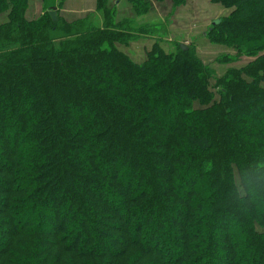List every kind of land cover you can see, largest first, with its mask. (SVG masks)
Listing matches in <instances>:
<instances>
[{"label": "trees", "instance_id": "obj_1", "mask_svg": "<svg viewBox=\"0 0 264 264\" xmlns=\"http://www.w3.org/2000/svg\"><path fill=\"white\" fill-rule=\"evenodd\" d=\"M30 1L0 0V264H264V0H209L249 59L221 76L137 25L167 0H95L101 25Z\"/></svg>", "mask_w": 264, "mask_h": 264}, {"label": "rangeland", "instance_id": "obj_2", "mask_svg": "<svg viewBox=\"0 0 264 264\" xmlns=\"http://www.w3.org/2000/svg\"><path fill=\"white\" fill-rule=\"evenodd\" d=\"M32 1L33 9L36 8L34 0ZM30 1V2H31ZM77 6L84 3L89 5L88 0H80ZM63 0H59L57 6L56 17L64 19L65 11L63 9ZM123 4H122V3ZM56 3V4H57ZM30 4V3H29ZM31 5V6H32ZM118 10V14H127V17H132L129 13H133L132 7L126 0H112L110 4ZM121 10V11H120ZM171 0L164 3H155L153 9L144 17H142L137 25H158L162 33L154 36L162 40L161 47L167 53L176 51V48L185 46L186 48L194 49L198 58L206 65L214 69L218 75H224L231 68H241L249 62L248 58H237V53L220 44H214L208 39L209 33L213 29L215 22L223 19L229 14V11L221 5L212 4L209 0H189L187 5L173 11ZM47 10H30V17L40 18ZM40 13V14H38ZM53 12H50V15ZM38 14V15H37ZM94 19L98 22L101 17L95 14ZM52 17V16H51ZM86 17V16H85ZM84 18V17H83ZM149 20L151 21H148ZM81 19V18H80ZM6 22V16H0V24ZM152 38V37H151ZM150 37L133 43L126 48L127 53L132 59L137 62H143L146 53L149 52L156 41ZM251 61V60H250Z\"/></svg>", "mask_w": 264, "mask_h": 264}, {"label": "crops", "instance_id": "obj_3", "mask_svg": "<svg viewBox=\"0 0 264 264\" xmlns=\"http://www.w3.org/2000/svg\"><path fill=\"white\" fill-rule=\"evenodd\" d=\"M34 2L36 4V8L33 9L32 1H31L29 4L28 11H27V18L30 20H34L37 17V16L36 17H34V16L30 17V10H45V7L43 6L41 0H34ZM55 2L57 3V2H59V0H56ZM80 2H81L80 0H65L63 2V6H62L63 9L62 10H66L64 12L65 13L64 19L66 21L72 22V21H75L77 19L83 18L89 14H95L96 13V1L95 0H88L89 5L85 6L84 3H81V5L77 6V3L79 4ZM57 6H58V3L56 4V7ZM38 14H40V13H38ZM129 15H132V17H130V18L134 17V14L131 12L129 13ZM126 18H129V17H127V14L124 15V14L119 13V19L120 20H123ZM148 21H150L149 18H148ZM97 23L100 25L102 24L101 17L98 18Z\"/></svg>", "mask_w": 264, "mask_h": 264}, {"label": "water", "instance_id": "obj_4", "mask_svg": "<svg viewBox=\"0 0 264 264\" xmlns=\"http://www.w3.org/2000/svg\"><path fill=\"white\" fill-rule=\"evenodd\" d=\"M51 16H52L54 21H57V17H56V13L55 12L51 13ZM218 23L219 22H215L214 25H217Z\"/></svg>", "mask_w": 264, "mask_h": 264}]
</instances>
